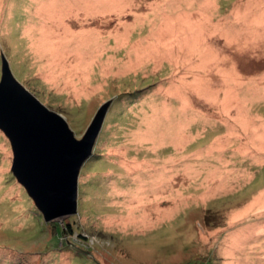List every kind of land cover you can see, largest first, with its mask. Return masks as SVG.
<instances>
[{
  "label": "rangeland",
  "instance_id": "obj_1",
  "mask_svg": "<svg viewBox=\"0 0 264 264\" xmlns=\"http://www.w3.org/2000/svg\"><path fill=\"white\" fill-rule=\"evenodd\" d=\"M3 57L78 140L112 105L52 223L0 130V264H264V0H0Z\"/></svg>",
  "mask_w": 264,
  "mask_h": 264
},
{
  "label": "water",
  "instance_id": "obj_2",
  "mask_svg": "<svg viewBox=\"0 0 264 264\" xmlns=\"http://www.w3.org/2000/svg\"><path fill=\"white\" fill-rule=\"evenodd\" d=\"M0 130L9 140L12 172L46 223L78 213L79 179L93 156L107 113L104 105L81 140L63 116L49 110L14 77L2 58Z\"/></svg>",
  "mask_w": 264,
  "mask_h": 264
},
{
  "label": "crops",
  "instance_id": "obj_3",
  "mask_svg": "<svg viewBox=\"0 0 264 264\" xmlns=\"http://www.w3.org/2000/svg\"><path fill=\"white\" fill-rule=\"evenodd\" d=\"M237 218H238V213H237ZM236 218V219H237ZM225 244L228 242L229 243V246L226 247V253L224 255V258H225V264H242L241 263V260L237 257L235 258L234 256V253H237V251H235V249L238 248L237 246V240H236V237L235 236H227L225 238ZM232 242L235 244V248L234 247H231L232 245Z\"/></svg>",
  "mask_w": 264,
  "mask_h": 264
},
{
  "label": "trees",
  "instance_id": "obj_4",
  "mask_svg": "<svg viewBox=\"0 0 264 264\" xmlns=\"http://www.w3.org/2000/svg\"><path fill=\"white\" fill-rule=\"evenodd\" d=\"M91 158H92V157H91ZM91 158H90V159H91ZM79 181H80V179H79ZM34 206H35V205H34ZM63 233H64V230H63ZM0 253H2V252L0 251ZM2 254H3L4 256H9V255H5L6 253H5V254H4V253H2ZM8 258H9V259H10V261H11V259H12V258H10V257H8ZM11 262H14V261H11Z\"/></svg>",
  "mask_w": 264,
  "mask_h": 264
},
{
  "label": "clouds",
  "instance_id": "obj_5",
  "mask_svg": "<svg viewBox=\"0 0 264 264\" xmlns=\"http://www.w3.org/2000/svg\"><path fill=\"white\" fill-rule=\"evenodd\" d=\"M81 174V173H80Z\"/></svg>",
  "mask_w": 264,
  "mask_h": 264
}]
</instances>
